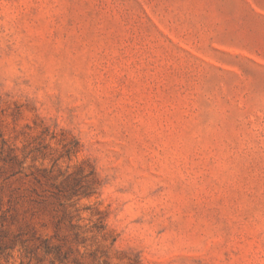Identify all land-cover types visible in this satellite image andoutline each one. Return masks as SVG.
<instances>
[{
  "label": "rangeland",
  "instance_id": "374dc122",
  "mask_svg": "<svg viewBox=\"0 0 264 264\" xmlns=\"http://www.w3.org/2000/svg\"><path fill=\"white\" fill-rule=\"evenodd\" d=\"M0 264H264V0H0Z\"/></svg>",
  "mask_w": 264,
  "mask_h": 264
}]
</instances>
